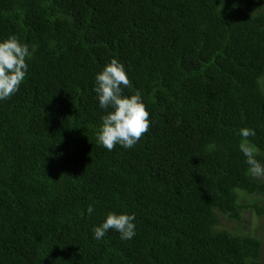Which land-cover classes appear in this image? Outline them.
<instances>
[{
    "label": "trees",
    "instance_id": "trees-1",
    "mask_svg": "<svg viewBox=\"0 0 264 264\" xmlns=\"http://www.w3.org/2000/svg\"><path fill=\"white\" fill-rule=\"evenodd\" d=\"M13 34L34 51L0 101V264H263L258 237L217 225L264 217L238 147L255 128L264 163V0H0ZM112 58L151 123L108 151L93 87ZM109 212L135 213L133 239H93Z\"/></svg>",
    "mask_w": 264,
    "mask_h": 264
},
{
    "label": "clouds",
    "instance_id": "clouds-1",
    "mask_svg": "<svg viewBox=\"0 0 264 264\" xmlns=\"http://www.w3.org/2000/svg\"><path fill=\"white\" fill-rule=\"evenodd\" d=\"M33 51L14 34L0 38V101L19 91L27 76V61L32 58ZM94 80L93 91L99 108L106 113L101 117L102 123L96 133L97 142L108 151L116 145L124 149L133 148L148 132L151 121L141 93L125 94L126 88L133 87L125 65L112 58L95 74ZM238 135L241 138L238 147L248 165V174L252 177L264 176V163L257 159L258 148L249 139L257 135L255 128L241 127ZM94 212V206L89 205L87 214L91 216ZM135 219V213L109 212L100 224L92 228L93 239L100 241L109 231H116L121 240H131L136 235Z\"/></svg>",
    "mask_w": 264,
    "mask_h": 264
},
{
    "label": "rangeland",
    "instance_id": "rangeland-1",
    "mask_svg": "<svg viewBox=\"0 0 264 264\" xmlns=\"http://www.w3.org/2000/svg\"><path fill=\"white\" fill-rule=\"evenodd\" d=\"M262 88L264 90V78L261 81ZM262 177V176H261ZM241 193H244V191H241ZM245 194V193H244ZM244 200H247L248 202L251 201H258L259 203L264 204V196H255V195H243ZM242 197V198H243ZM242 224L236 221H232L230 219H226L223 217H218L219 222L217 225V228H228L232 231L239 232V230L244 231V233L252 234L256 237H258L261 240L262 247L260 251V259L262 263L264 264V217L261 215H256L251 210H243L242 211Z\"/></svg>",
    "mask_w": 264,
    "mask_h": 264
}]
</instances>
